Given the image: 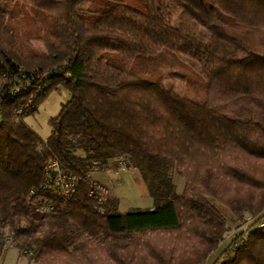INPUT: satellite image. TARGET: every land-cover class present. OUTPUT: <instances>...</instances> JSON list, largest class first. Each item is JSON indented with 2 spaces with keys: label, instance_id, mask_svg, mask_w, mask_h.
<instances>
[{
  "label": "trees",
  "instance_id": "1",
  "mask_svg": "<svg viewBox=\"0 0 264 264\" xmlns=\"http://www.w3.org/2000/svg\"><path fill=\"white\" fill-rule=\"evenodd\" d=\"M176 59L198 67L202 102L164 85L186 79ZM0 60L45 74L23 118L68 93L45 140L10 113L0 122V227L26 264H204L246 217L212 264H264V0H0ZM52 161L75 183L68 197L40 187ZM120 161L150 208L119 212L91 179Z\"/></svg>",
  "mask_w": 264,
  "mask_h": 264
},
{
  "label": "rangeland",
  "instance_id": "2",
  "mask_svg": "<svg viewBox=\"0 0 264 264\" xmlns=\"http://www.w3.org/2000/svg\"><path fill=\"white\" fill-rule=\"evenodd\" d=\"M29 46L36 54L45 53L42 44L38 41H30ZM174 58L175 57H167V59L163 61V64L167 66V61L175 60ZM185 60L188 62L176 59V61L181 64L180 67H177L175 64L171 65L173 71L185 74L186 79L184 82L165 76L164 85L172 87L174 92L185 98L202 102L204 100V83L195 70L196 65L194 66L193 62L187 59ZM166 71H168V68ZM67 100L68 93L66 90L61 86H57L55 89L49 91L45 98L37 104L36 110L33 114L22 118L20 121H22L23 124L33 131L41 140H45L50 131L47 123L48 120L57 114L60 105ZM5 109L8 112L4 110L3 106L0 108L2 119H4L5 114L8 117L7 113H9V110L7 108ZM9 117L13 120L10 114ZM91 179L105 186L109 195H112L117 199L119 212L123 213L134 208L147 209L151 207V199L148 197L147 193H145V188L136 171L116 169L105 172H95L91 174ZM173 182L175 183L176 188L181 186V181L178 176H174ZM252 221L253 218L246 217L244 223L238 229L230 228L226 236L216 247L215 251L206 258L204 264H212L217 255L227 246L229 240L236 233L244 230ZM0 264H26V261L24 258L18 257L14 248H8L4 253H0Z\"/></svg>",
  "mask_w": 264,
  "mask_h": 264
},
{
  "label": "built area",
  "instance_id": "3",
  "mask_svg": "<svg viewBox=\"0 0 264 264\" xmlns=\"http://www.w3.org/2000/svg\"><path fill=\"white\" fill-rule=\"evenodd\" d=\"M0 108L2 104V98L5 94L9 96L27 95V98L22 104L12 105L9 108L10 116L13 120H20L26 116L32 109L35 108L33 100L40 93H42L46 87L45 74L44 73H28L19 67L13 69L8 66L3 60H0ZM0 111V122L2 121ZM118 168L126 170L123 162H119ZM44 177L40 184L41 189L50 195L57 197H68L74 191L75 183L73 180L66 178L63 172L58 168L55 161L50 162L45 168ZM93 189L90 195H94L96 192L97 199L100 200L101 196L107 194V190L97 184L93 183ZM40 212H49L52 209L51 203L47 200H42L39 204ZM17 239L14 237V233L8 225L0 227V253H4L8 248H14L18 245ZM17 252V250H16ZM18 253V252H17ZM19 258L27 256L24 251H20Z\"/></svg>",
  "mask_w": 264,
  "mask_h": 264
},
{
  "label": "crops",
  "instance_id": "4",
  "mask_svg": "<svg viewBox=\"0 0 264 264\" xmlns=\"http://www.w3.org/2000/svg\"><path fill=\"white\" fill-rule=\"evenodd\" d=\"M145 193H146V190H145ZM111 197H113L112 195H110Z\"/></svg>",
  "mask_w": 264,
  "mask_h": 264
}]
</instances>
